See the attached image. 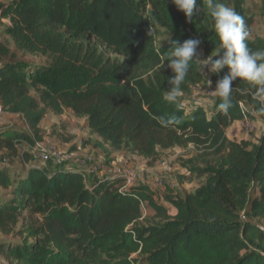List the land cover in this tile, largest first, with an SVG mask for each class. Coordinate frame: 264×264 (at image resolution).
Returning a JSON list of instances; mask_svg holds the SVG:
<instances>
[{
  "label": "trees",
  "instance_id": "trees-1",
  "mask_svg": "<svg viewBox=\"0 0 264 264\" xmlns=\"http://www.w3.org/2000/svg\"><path fill=\"white\" fill-rule=\"evenodd\" d=\"M6 2L1 15L16 22L10 29L16 47L0 40V100L4 113L20 115L27 128L0 124V187L12 189L10 202H0V231L9 233L27 209L43 226L32 228L36 241L0 243L7 263L264 264V131L257 143L226 136L248 115L241 101L264 121V86L237 78L227 113L217 110L218 97L212 104L163 99L173 75L167 61L161 68L169 39H201L198 51L204 46L206 56L219 47L207 0H197L191 20L171 0ZM215 2L234 8L251 32L246 0ZM247 43L256 51L250 38ZM228 72L221 69V79ZM206 82L193 63L182 94ZM67 108L87 120L96 136L89 143L106 158L131 148L152 162L159 149L193 144L197 155L184 166L207 176L204 183L183 196L168 188L159 199L153 186L122 189L124 178L105 167L88 178L66 157L33 166L34 148L44 141L42 120ZM162 116L178 122L165 126ZM25 143L29 148L20 151ZM201 159L205 167L190 165ZM17 160L26 170L11 177ZM143 203L156 211L157 222H140Z\"/></svg>",
  "mask_w": 264,
  "mask_h": 264
},
{
  "label": "rangeland",
  "instance_id": "rangeland-1",
  "mask_svg": "<svg viewBox=\"0 0 264 264\" xmlns=\"http://www.w3.org/2000/svg\"><path fill=\"white\" fill-rule=\"evenodd\" d=\"M6 0H0V5L6 6ZM246 15L253 17V25L251 26L250 32V41L256 51L264 50V0H246ZM16 25V22L10 16H2L0 10V40L4 43L11 45V47H16V41L10 34V29ZM160 42L166 39V34L163 33L160 35ZM204 49V52H201V49ZM200 52L202 53L201 59L207 57L205 53V48L202 46ZM42 60V59H41ZM39 58V61H41ZM204 75L207 82L205 85H199L192 87L191 91L188 93L181 94L186 100H202L204 102H212L216 96L212 95L211 91L215 89V86L221 77L219 73L209 74L207 69H205ZM208 79L211 81V85L208 83ZM188 102V101H187ZM208 103V104H210ZM242 106L248 115L242 119L238 120V126L235 128L228 127L226 130V136L228 139H234L237 142L242 140H250L257 143L262 136L264 131V121L260 119L252 108L247 105L244 101H241ZM209 110V107H207ZM8 118L5 113L0 114V118ZM7 121V119H6ZM63 119L54 115H49L45 122L44 126L49 128L52 123H55L57 129L54 131H60L59 134L63 136L60 138L58 136L50 137L44 139V147L51 152V154H58L60 157L68 156L71 158H76L80 161L81 164H85L89 169L91 167H105L108 169V163L111 168L117 172L119 168L127 169L137 176V181L134 184H145L147 186H153L158 191L159 195H162L166 198L168 195V188L174 189V195H185L197 185L204 183L206 177L199 176L198 174L192 175L184 166V162L192 159L197 155V150L193 144H189L184 147H174L171 149H159L158 158L154 161H150L149 158L134 153L131 148H126L125 151H122L121 157H124L125 161L119 163V155L121 153H116L110 158H106L105 155L99 158L98 153L95 151L97 149L94 147L91 142L96 139V136L91 133V130L85 128L82 121L79 119L76 120L75 125L71 127L70 123L66 121V125L63 124ZM233 126V125H232ZM52 126L50 127L51 130ZM238 132V133H237ZM80 134L82 136V141H76V135ZM236 135V136H235ZM73 137V138H72ZM72 139L73 141L68 142L67 140ZM86 143H88L86 146ZM73 145H75L73 147ZM25 146L29 148L27 144L20 146V151L25 150ZM78 153L79 155L74 156L73 153ZM36 161H32L31 164L34 166H43L47 165L46 161L42 160L40 153L37 151L34 153ZM2 158L3 155L1 154ZM210 160L213 157L209 158ZM114 161V162H113ZM113 163V164H112ZM200 165L205 167L207 165L204 159L190 163V165ZM14 172L11 177H14L17 173H22L26 170L25 164H22L21 161L17 160L14 163ZM125 166V167H124ZM88 178L90 173L86 171ZM185 176V177H184ZM184 177V178H181ZM132 185V183L130 184ZM254 195V194H253ZM12 197V189H6L0 187V202H10ZM161 199V197L159 198ZM171 212L174 210V207L168 202ZM144 217L140 222L145 224L157 222L155 215H151V211L148 210V207L143 209ZM29 209L21 210L18 212V222L16 225L11 227V231L7 234H4L0 231V243L5 244H17L21 243L24 237L28 239L29 242L36 241V238L32 236V228H37L43 230L42 219L39 216H34L31 219L29 218ZM244 220L251 219L248 215L242 216ZM23 220L27 225H23ZM30 228V226H32ZM45 234H41L39 239L43 240ZM0 264H8L4 259V256L0 254ZM13 264H20L19 262H14Z\"/></svg>",
  "mask_w": 264,
  "mask_h": 264
},
{
  "label": "clouds",
  "instance_id": "clouds-1",
  "mask_svg": "<svg viewBox=\"0 0 264 264\" xmlns=\"http://www.w3.org/2000/svg\"><path fill=\"white\" fill-rule=\"evenodd\" d=\"M176 8L183 12L185 17L191 20L197 0H171ZM210 15L214 23V29L219 37V47H216L211 55L201 59L202 53L198 51L202 40L190 38L182 43L169 39V47L161 56V68L167 61V67L173 75L168 79L169 90L164 94L163 99L169 103H175L181 96V85L185 81L193 63L198 65L201 73L205 69L209 74H217L225 66L229 72L211 91L212 95L220 98L221 102L217 110L227 113L232 107V83L237 78L264 86V50L252 51L248 46L250 32L245 19L234 8L222 2L207 0ZM149 35L151 33L149 32ZM213 56L218 59L213 60ZM205 75V74H204ZM206 76V75H205ZM209 85L211 81L208 79ZM264 94V87L259 89ZM160 122L167 126L178 122L177 117H160Z\"/></svg>",
  "mask_w": 264,
  "mask_h": 264
},
{
  "label": "crops",
  "instance_id": "crops-1",
  "mask_svg": "<svg viewBox=\"0 0 264 264\" xmlns=\"http://www.w3.org/2000/svg\"><path fill=\"white\" fill-rule=\"evenodd\" d=\"M201 52H204V49L202 48L201 49ZM7 116H8V118H0V124H13V125H17V126H19V127H21L22 129H26L27 127H26V123H25V121H24V119H23V117H21L20 115H17V114H10V113H5ZM49 115H54V116H57V117H61L62 119H63V124L64 125H66V121H68L69 123H70V125H71V127L73 126V125H75V123H76V120L77 119H79L80 121H82L83 122V124H84V126H85V128H87V129H89L90 130V127H89V125H88V123H87V120L85 119V118H81V117H77L76 116V114H75V112L71 109V108H67V109H65V111L62 113V114H60V115H57V114H55V113H53V112H48L47 114H46V116H45V118L42 120V122H41V124H40V126H41V128H42V130H43V132H44V139L45 138H47L48 137V135H50V137H53V136H58V137H60V138H63V136L62 135H60L59 134V132L60 131H54V129H57V127H56V125H55V123H52L51 125H50V127L52 126V128H51V130H50V127L49 128H47V127H45L44 126V122H45V120H46V118L49 116ZM6 119H7V121H6ZM238 123H239V121L237 120V121H235L234 123H232V125L230 126V127H232V128H236L237 126H238ZM238 133V132H237ZM236 136V135H235ZM73 138V137H72ZM75 139H76V141L78 140V142H80V141H82V136L80 135V134H78V135H76V137H75ZM231 140H234L233 138L231 139ZM68 142H70V144H71V142L73 141L72 139H69V140H67ZM45 142H41L40 143V145H42V146H44L45 144H44ZM88 143H86V146H89V145H87ZM75 145H73V147H74ZM28 149V148H27ZM95 151H97V153H98V161H99V158H101V157H103V155L101 154V151L99 150V149H95ZM2 152H0V154H1ZM119 153H121V155H119L118 157H119V159H118V161H119V163H121V162H124L125 161V159H124V157H121V156H123L122 155V152H119ZM74 154V156H76V155H79L77 152L76 153H73ZM114 156V155H113ZM63 157H66V158H70L71 160H72V163L71 164H74V165H77V166H80V167H84V170H88V167L85 165V164H81L80 163V161L78 160V159H76V158H71V157H68V156H63ZM114 162V161H113ZM126 162V161H125ZM113 164V163H112ZM108 171H113L114 169H112L111 168V166H110V164H108ZM162 199H163V196L162 195H159ZM165 205L168 207V209H169V213H170V215H174V214H176V210H175V208H174V210L171 212V209H170V207H169V204L168 203H165ZM145 206V208L146 207H148V210L149 211H151V215H155L156 214V211L152 208V207H149V206H147L146 204L144 205ZM144 217V214H143V216H142V218Z\"/></svg>",
  "mask_w": 264,
  "mask_h": 264
},
{
  "label": "built area",
  "instance_id": "built-area-1",
  "mask_svg": "<svg viewBox=\"0 0 264 264\" xmlns=\"http://www.w3.org/2000/svg\"><path fill=\"white\" fill-rule=\"evenodd\" d=\"M193 100H197V99H193ZM1 113H4V108H3V104H2V102H1V100H0V114ZM26 144V143H25ZM34 151L35 152H39L40 153V155H41V157H42V160L43 161H49L50 159H59L60 158V156L58 155V154H51V152L50 151H48V149H46L44 146H42V145H38L36 148H34ZM125 167V166H124ZM101 168V167H100ZM99 170V167H91L90 169L88 168V172L89 173H93V172H96V171H98ZM117 172L122 176V178H124V180H125V185H124V187L122 188V189H127L128 187H130V186H133L134 185V183L137 181V176H136V174H134L133 172H131V171H129V170H127V169H122V168H119L118 170H117ZM132 183V185H130ZM145 203H143L142 204V209H144L145 208Z\"/></svg>",
  "mask_w": 264,
  "mask_h": 264
}]
</instances>
